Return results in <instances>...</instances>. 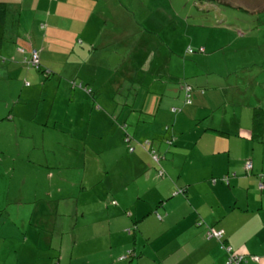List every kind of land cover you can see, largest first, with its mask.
<instances>
[{
    "label": "crops",
    "instance_id": "0c3cea01",
    "mask_svg": "<svg viewBox=\"0 0 264 264\" xmlns=\"http://www.w3.org/2000/svg\"><path fill=\"white\" fill-rule=\"evenodd\" d=\"M0 2L6 6L4 22L0 25V82L7 84L4 95L7 91L9 94L16 91L19 96L7 114V124L15 132L23 118H33L28 121L31 123L34 121L29 110L27 114L23 112L38 84V75H35V84L26 80L33 74L32 70L43 72L46 69L47 75L54 70L67 77H82L78 74L82 67L88 63L96 66L98 61H102L108 63L104 73L106 80L112 85H121L123 82L120 80L124 76L118 77V67L112 64L114 58H104L100 51L118 46L123 51L112 52L116 60V55L130 51L127 63L130 70L138 68L151 77L146 80L142 76L139 78L137 73L128 75L132 85H146L147 89L143 105L132 109L127 116L135 113L140 117L147 115L153 121L159 119L163 128L149 130L147 138L142 140L136 137L137 126L131 136L123 125L124 136L118 138V142L128 151L118 160L121 163L125 161L126 170L133 167L135 181L157 180L146 191L154 198L153 202L161 204L155 210L156 217H149L154 221L147 224L144 218L136 224L144 214L136 209L134 222H131L134 223L131 228L134 232L131 233L130 227L126 232L133 236V251L138 252V258L128 264H228L226 245L243 257L241 264H264V64H255L233 79L229 69H226V74L214 75L211 80L208 76L198 78L199 75L192 71L190 81L187 79L190 83H186L182 81L186 73L183 74L182 70L173 72L168 68L170 56L167 57L147 26L144 31L136 29V23L131 22L134 19L132 14L125 6L119 7L118 0H106L104 4L93 0L94 6L84 0ZM88 10L79 32L71 34L69 30L60 28L59 24L71 25L73 21H80ZM91 25L89 36L85 30ZM75 34L77 39L82 36L86 40L82 45L83 55H91L79 64V68L71 57L74 48H78L72 46L75 43L72 35ZM152 40L158 45L155 50L149 48ZM19 48L26 51H19ZM31 49L39 52V69L29 68L27 60ZM140 49L143 56L138 62L134 56L140 55ZM219 49L209 51L204 47V53L195 55L199 56L195 64L201 65L203 60L216 56L218 53L215 51ZM46 52L50 53L47 57ZM51 54L62 58L54 62ZM156 54L159 63L154 66ZM80 57L78 55V59ZM23 64L27 66L25 69ZM97 73L99 69L92 78L99 85L97 80L101 79ZM101 75L103 72L99 73L102 78ZM186 85L191 86L189 92L185 91ZM187 98L189 103H186ZM7 106V103L2 106L4 114ZM155 154L158 160L154 159ZM248 160L251 162L249 170L245 167ZM179 189L182 192H178ZM16 192L13 197L7 193L6 198H2L0 193L4 204L9 208H21L27 201L30 207L34 193H24L22 187ZM63 202L64 199L58 196V205ZM57 213L61 214L58 208ZM117 218L115 213L114 220ZM30 225L27 224V228ZM210 228L222 231V237H208ZM15 229L0 223V245L15 235ZM153 230L158 234L151 235L149 231ZM29 252L39 257L37 250ZM119 257L116 264L123 260Z\"/></svg>",
    "mask_w": 264,
    "mask_h": 264
},
{
    "label": "rangeland",
    "instance_id": "374dc122",
    "mask_svg": "<svg viewBox=\"0 0 264 264\" xmlns=\"http://www.w3.org/2000/svg\"><path fill=\"white\" fill-rule=\"evenodd\" d=\"M84 1L95 5L93 0ZM100 1L104 4L106 0ZM118 3L130 11L137 30L144 31L147 26L167 57L170 56L167 67L173 72L186 73L182 79L186 83H190L192 71L198 78L208 76L211 80L229 69L233 79L255 64H264V0H118ZM92 10L97 11L94 7ZM88 13L89 10L80 21L59 26L74 34L83 26ZM91 28L92 25L85 30L89 36ZM76 35H72L75 42L72 46L78 48H74L71 57L79 68L91 55H83L82 45L86 40L82 36L79 40ZM200 44L209 51L220 49L215 51L216 56L196 65L199 56L195 55L202 53L196 51ZM157 46L152 40L149 48L155 50ZM189 47L195 52H188ZM114 50L121 52L123 48L106 47L100 51L104 58H114L112 64L118 67V77L124 76L121 85L106 80L108 63L102 61L96 66L88 63L82 67L78 71L82 77H67L54 70L48 75L46 69L32 70L33 74L26 80L38 84L23 112L27 114L29 110L34 121L23 118L16 132L7 124V114L19 96L16 91L4 95L7 84L0 82V110L5 103L8 105L5 114L0 112V193L2 198L7 193L13 197L21 187L24 193H34L31 206L25 201L21 208H9L0 196V223L16 228L15 235L0 245V264H116L118 257L125 254L121 264H128L138 258V252L133 251V236L126 229L130 227L131 233L134 232L131 222L136 209L144 212L136 224L142 222L141 218L146 224L154 221L149 217H156L155 210L161 202H153L154 198L146 191L157 180L135 181L133 167L126 170L125 161L118 160L128 151L119 146L118 138L124 136L123 125L131 136L137 126L136 137L142 140L147 138L149 130L163 127L159 119L153 121L147 115L127 116L132 109L143 105L147 89L146 85H132L128 75L137 73L146 80L151 77L138 68L130 70L127 64L130 51L116 55V60ZM49 55L46 52L45 56ZM51 55L54 62L62 58ZM142 56L141 50L134 57L139 62ZM153 62L154 66L158 65V54ZM23 65L25 69L27 66ZM97 69L100 74L103 72L102 78L97 73L101 79L97 80L99 85L92 78ZM58 196L64 199L60 206ZM149 232L152 235L157 231ZM30 250H37L39 257L32 256Z\"/></svg>",
    "mask_w": 264,
    "mask_h": 264
},
{
    "label": "built area",
    "instance_id": "2783aa9c",
    "mask_svg": "<svg viewBox=\"0 0 264 264\" xmlns=\"http://www.w3.org/2000/svg\"><path fill=\"white\" fill-rule=\"evenodd\" d=\"M20 50L23 51V49H21V48H20ZM188 50L191 51L190 48ZM199 51H203V48H200ZM27 62H29V65H31L35 68L39 67V65H40L39 56H38V51L36 49L31 50L30 58L27 60ZM186 89L189 90L190 87L186 86ZM187 101L189 102V99ZM153 157L155 160H158L157 154H155ZM245 167L247 170H249L251 168V162L249 160L245 162ZM159 172H161V171H159ZM260 186H262V185H260ZM179 191L181 192L180 189H179ZM207 235H208V237L221 238L222 237V231L210 228L207 232ZM224 248L228 252V264H240V262L242 260V256L238 255L236 253H233L230 246L226 245Z\"/></svg>",
    "mask_w": 264,
    "mask_h": 264
},
{
    "label": "trees",
    "instance_id": "16d2710c",
    "mask_svg": "<svg viewBox=\"0 0 264 264\" xmlns=\"http://www.w3.org/2000/svg\"><path fill=\"white\" fill-rule=\"evenodd\" d=\"M5 11H6V6H5V3H3V2H0V25L1 24H3V22H4V16H5ZM32 50V49H31ZM31 50H29V57H28V59L30 58V53H31ZM19 51H20V49H19ZM26 50H24V51H22V52H25ZM29 63V62H28ZM33 67V66H32ZM35 68V67H34ZM38 69L40 68V66L39 67H37ZM47 71V70H46ZM45 73V72H44ZM226 180V179H225Z\"/></svg>",
    "mask_w": 264,
    "mask_h": 264
},
{
    "label": "clouds",
    "instance_id": "9594fccd",
    "mask_svg": "<svg viewBox=\"0 0 264 264\" xmlns=\"http://www.w3.org/2000/svg\"><path fill=\"white\" fill-rule=\"evenodd\" d=\"M189 48L191 49V51L188 50V52H193L194 49L191 48V47H189ZM189 48H188V49H189ZM200 48H203V51H199ZM19 49H20V48H19ZM21 49H23V48H21ZM36 50H37V49H36ZM20 51H21V50H20ZM23 51H24V49H23ZM37 51H38V50H37ZM196 51H197V52H202V53H204V47H203V46H202V47H199L198 49H196ZM38 56H39V52H38ZM39 63H40V62H39ZM39 66H40V65H39ZM35 69H38V68H35ZM45 71H46V70H45ZM186 86H189V87H190L189 90H187L186 87H185V91H186V92H189V91L191 90V86H190V85H186ZM188 95H189V94H188ZM188 99H189V98L186 99V103H189V102H190V99H189V102L187 101ZM122 127H123V126H122ZM180 190H181V189H180ZM178 192H180V191L178 190ZM181 192H182V190H181ZM126 256H127V254L124 255V256H122V257H120V259H124V258H126ZM242 261H243V257H242V260H241L240 264L242 263Z\"/></svg>",
    "mask_w": 264,
    "mask_h": 264
}]
</instances>
